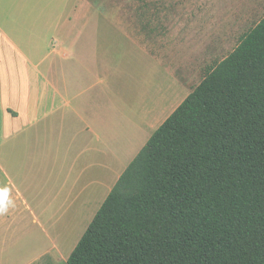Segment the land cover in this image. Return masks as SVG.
<instances>
[{
  "label": "trees",
  "instance_id": "obj_1",
  "mask_svg": "<svg viewBox=\"0 0 264 264\" xmlns=\"http://www.w3.org/2000/svg\"><path fill=\"white\" fill-rule=\"evenodd\" d=\"M65 264H264V16L151 133Z\"/></svg>",
  "mask_w": 264,
  "mask_h": 264
},
{
  "label": "rangeland",
  "instance_id": "obj_2",
  "mask_svg": "<svg viewBox=\"0 0 264 264\" xmlns=\"http://www.w3.org/2000/svg\"><path fill=\"white\" fill-rule=\"evenodd\" d=\"M151 1L159 9L154 11V16L149 15L147 29L140 25L136 10L142 0H25L16 4V9L25 8L32 15L38 11L43 16L41 20L55 31L68 26L80 31L103 24L113 31L110 30L111 38L105 44H93L81 38L73 48L80 72L87 74L88 103L104 110L100 133H105L110 145L109 160L104 162L109 167L94 171V182L76 202L64 207H57L56 203L45 209H32L24 223L16 219L14 239L5 241L7 245L13 244L7 249L9 256L12 252L19 254L14 264L28 258H31L30 264L66 263L102 203L105 197L102 196L155 128L188 93V88L180 87V94H176L178 86L167 80L164 67H170L169 77L173 78L172 73L180 77L184 72L190 85L197 84L205 64L224 57L233 48L235 37L229 32H241L257 20L254 16H241V12L250 14L251 0ZM147 33L153 36L152 45ZM150 47L158 61L157 75L152 70V62L137 53ZM98 72L105 78L104 85L97 82ZM35 179L38 183L39 178ZM11 232L7 233L10 238Z\"/></svg>",
  "mask_w": 264,
  "mask_h": 264
},
{
  "label": "crops",
  "instance_id": "obj_3",
  "mask_svg": "<svg viewBox=\"0 0 264 264\" xmlns=\"http://www.w3.org/2000/svg\"><path fill=\"white\" fill-rule=\"evenodd\" d=\"M23 1L0 0V264H14L19 257L13 252L8 255L7 249L13 244L5 242L14 239L16 219L24 223L32 209H45L56 203L57 207H64L76 202L94 182V171L109 167L104 162L109 160L110 145L105 133H100L104 110L97 106L94 109L88 103L87 74L80 72L73 48L81 38L105 44L111 38V27L90 25L79 31L68 26L55 31L41 20L43 16L38 11L32 15L25 8H15ZM251 1L250 14L241 12V16H254L257 20L241 32H229L235 37L231 51L264 16V0ZM157 5L142 0L136 8L142 28L150 27L149 15H155ZM147 38L152 45L151 33H147ZM231 51L206 63L199 82ZM137 53L152 62L157 75L158 61L153 49ZM169 69L164 67L168 73ZM168 73L167 80L178 86L176 94H180V87L188 88L189 94L199 83L190 85L184 72L180 77L172 73L173 78ZM97 82L105 83L100 72ZM35 178H39L38 183ZM8 231H12L11 238ZM30 262L28 258L17 264Z\"/></svg>",
  "mask_w": 264,
  "mask_h": 264
}]
</instances>
